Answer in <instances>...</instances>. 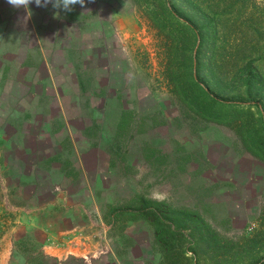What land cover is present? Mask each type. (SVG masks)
Instances as JSON below:
<instances>
[{
  "label": "rangeland",
  "instance_id": "rangeland-1",
  "mask_svg": "<svg viewBox=\"0 0 264 264\" xmlns=\"http://www.w3.org/2000/svg\"><path fill=\"white\" fill-rule=\"evenodd\" d=\"M153 1L84 0L65 11L30 0L24 14L0 11V167L33 166L43 187L89 207L88 230L106 232L128 264H173L155 227L134 214L141 199L171 211L177 264H259L264 161L233 126L183 101L173 73L190 61L154 25ZM232 65L216 68L218 92L247 99ZM3 171L0 204L18 188Z\"/></svg>",
  "mask_w": 264,
  "mask_h": 264
},
{
  "label": "trees",
  "instance_id": "trees-1",
  "mask_svg": "<svg viewBox=\"0 0 264 264\" xmlns=\"http://www.w3.org/2000/svg\"><path fill=\"white\" fill-rule=\"evenodd\" d=\"M155 2L162 14L154 8ZM150 5L154 25L170 35L176 56L190 61V65L183 64L173 73L182 75L173 76V82L183 101L203 119L233 126L246 150L264 161V3L154 0ZM226 44L230 49L228 55ZM229 60L233 61L229 76L244 90L247 99L240 96L228 100L218 92L216 68ZM141 204L134 214L155 227L158 243L166 250L167 258L177 264L172 250L178 233L173 228L176 222L171 211L145 199H141Z\"/></svg>",
  "mask_w": 264,
  "mask_h": 264
},
{
  "label": "crops",
  "instance_id": "crops-1",
  "mask_svg": "<svg viewBox=\"0 0 264 264\" xmlns=\"http://www.w3.org/2000/svg\"><path fill=\"white\" fill-rule=\"evenodd\" d=\"M8 8L17 10L8 0H0L1 13L8 12ZM18 10V14L25 12L23 6ZM18 18L22 19L19 15ZM69 28L75 30L73 33L79 39L80 29H74L72 25ZM71 30L66 29L67 32ZM39 37L37 35L31 41L39 46L45 45ZM2 142L7 144L8 140L3 137ZM9 142L15 143L16 139ZM8 165L4 163L0 169L8 171L9 178L17 180V185L13 186L18 188L6 189L13 193L5 195L3 204H0V264H84V258L90 254L98 255V251L107 249L109 238L106 232L90 231L86 227L91 222L89 207L74 204L71 196L73 201L70 202L64 192L55 193L50 186L49 189L43 187L39 177L34 180L41 173L38 170L36 174L33 166L23 169ZM134 251H129L130 259ZM98 256V264H128L111 248L106 255Z\"/></svg>",
  "mask_w": 264,
  "mask_h": 264
},
{
  "label": "clouds",
  "instance_id": "clouds-1",
  "mask_svg": "<svg viewBox=\"0 0 264 264\" xmlns=\"http://www.w3.org/2000/svg\"><path fill=\"white\" fill-rule=\"evenodd\" d=\"M29 2L30 0H8V3L13 5L14 7H20V6L27 7ZM35 2L37 5L44 6L48 2V0H43V4H42V0H35ZM77 3L83 4L84 0H55L53 6L56 8H62L65 11H70L72 6Z\"/></svg>",
  "mask_w": 264,
  "mask_h": 264
},
{
  "label": "built area",
  "instance_id": "built-area-1",
  "mask_svg": "<svg viewBox=\"0 0 264 264\" xmlns=\"http://www.w3.org/2000/svg\"><path fill=\"white\" fill-rule=\"evenodd\" d=\"M109 250H110V246L108 245L107 246V249L106 250H102V251H98V255H106L108 252H109ZM88 258V257H87ZM87 258H84L85 260H87Z\"/></svg>",
  "mask_w": 264,
  "mask_h": 264
}]
</instances>
